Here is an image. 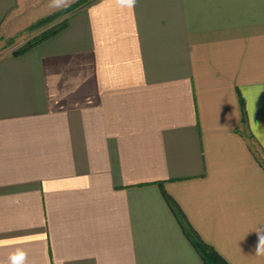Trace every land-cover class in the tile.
Here are the masks:
<instances>
[{
  "label": "crops",
  "instance_id": "1",
  "mask_svg": "<svg viewBox=\"0 0 264 264\" xmlns=\"http://www.w3.org/2000/svg\"><path fill=\"white\" fill-rule=\"evenodd\" d=\"M164 192L264 264V0H97L0 55V264H201Z\"/></svg>",
  "mask_w": 264,
  "mask_h": 264
},
{
  "label": "trees",
  "instance_id": "2",
  "mask_svg": "<svg viewBox=\"0 0 264 264\" xmlns=\"http://www.w3.org/2000/svg\"><path fill=\"white\" fill-rule=\"evenodd\" d=\"M97 0H83L80 3H77L73 6H70L66 9L60 10L59 12L52 13L51 15L45 16L39 19L37 22L30 26L31 29H42L43 30L32 38L30 41L14 50L11 54L14 56H18L24 54L29 51L33 47L42 43L43 41L49 39L50 37L56 35L58 32L67 27L69 23V16L72 15L76 11L86 8ZM67 16V17H66ZM245 118V113H244ZM245 120V119H244ZM164 196L175 216L177 217L185 235L200 253L202 258L201 264H229L222 255H220L213 247L206 244L198 233L194 230V228L189 223L186 218L184 212L179 207V205L175 202V200L164 192Z\"/></svg>",
  "mask_w": 264,
  "mask_h": 264
},
{
  "label": "rangeland",
  "instance_id": "3",
  "mask_svg": "<svg viewBox=\"0 0 264 264\" xmlns=\"http://www.w3.org/2000/svg\"><path fill=\"white\" fill-rule=\"evenodd\" d=\"M81 1L83 0H28L26 16H28V22L30 18L33 19H30V24L25 26L24 29H20L21 31L18 34L12 37L0 39V55L11 54L14 50L18 49L38 35L43 30V28L31 29L30 26L39 19L51 15L52 13L59 12L60 10L66 9L70 6L80 3Z\"/></svg>",
  "mask_w": 264,
  "mask_h": 264
},
{
  "label": "clouds",
  "instance_id": "4",
  "mask_svg": "<svg viewBox=\"0 0 264 264\" xmlns=\"http://www.w3.org/2000/svg\"><path fill=\"white\" fill-rule=\"evenodd\" d=\"M257 251L258 253L264 251V236L260 237V245L258 246Z\"/></svg>",
  "mask_w": 264,
  "mask_h": 264
}]
</instances>
